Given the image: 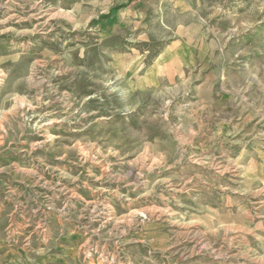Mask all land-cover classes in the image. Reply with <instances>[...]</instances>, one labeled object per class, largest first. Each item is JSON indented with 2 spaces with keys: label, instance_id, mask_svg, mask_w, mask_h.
<instances>
[{
  "label": "rangeland",
  "instance_id": "rangeland-1",
  "mask_svg": "<svg viewBox=\"0 0 264 264\" xmlns=\"http://www.w3.org/2000/svg\"><path fill=\"white\" fill-rule=\"evenodd\" d=\"M0 264H264V0H0Z\"/></svg>",
  "mask_w": 264,
  "mask_h": 264
}]
</instances>
